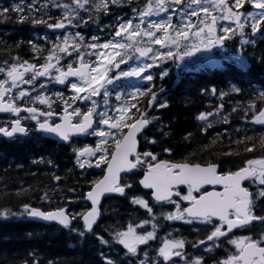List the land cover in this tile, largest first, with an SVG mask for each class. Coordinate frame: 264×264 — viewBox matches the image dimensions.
Instances as JSON below:
<instances>
[{
	"label": "snow or ice",
	"instance_id": "1",
	"mask_svg": "<svg viewBox=\"0 0 264 264\" xmlns=\"http://www.w3.org/2000/svg\"><path fill=\"white\" fill-rule=\"evenodd\" d=\"M36 2L13 3L0 9V17L7 20L11 18L9 13H15L17 22L31 19L32 24H45L49 29L67 26L77 31L71 36L65 31L61 34L63 39L58 36L55 41L43 37L52 45L43 49L47 55L29 40L31 50L41 53L33 57L34 62L13 56L11 62L5 61L0 66V113L9 116L0 126V136L14 141L17 135L26 136L34 130L66 144L73 143L72 137H94V144L72 147L73 162L76 168H96L103 175L90 181L88 190L78 197L91 205H82L80 212L69 213L65 207L43 211L24 203L20 212L0 209V217L27 216L55 221L74 233L80 244L98 242L101 264H208L204 255L188 252L189 242L175 236V228L160 235L173 222L193 226L191 231L197 236L190 242L192 249L199 251L202 247L203 253H212L223 245L228 246L223 256L212 259V264H264V230L255 236L251 234L256 225L264 229V135L251 145L247 143L253 141L251 136L237 140V144L245 145L246 153L254 152L257 143L262 151L256 157H243L239 165L227 170H222L216 162L201 163L190 155L175 159L172 148L165 146L161 139L147 135L150 127H155L161 137L169 136L165 130L167 125L160 122L157 126L160 117L148 112L153 107L168 106L152 90L155 74L149 69L160 68L166 61L179 65L185 58L213 48L227 50L226 41L238 43L235 53L230 52L221 59L242 71L249 69L250 60L264 66V50L256 52L258 38L264 42V0H147L142 6L126 0L132 17L124 19L115 14L112 21L104 23L101 31L108 29L109 38L103 42L96 35L87 40L79 29L88 27L89 22L100 27V14L109 15L110 4L125 6V0H110V3L109 0H71L70 3L51 0L52 7L61 10L55 23L32 15L39 11L35 8ZM41 8H48V4ZM152 17L160 19L152 20ZM130 62L134 63L127 70L121 69V65ZM159 75L163 80L168 72L161 68ZM133 77L150 83L134 86L127 93L109 87L116 81ZM51 83L70 90L69 95L59 91L51 93L62 102L58 112L52 108L56 101L44 91ZM21 85L30 86V90ZM250 87L253 96L246 102L237 100L231 112L243 110L244 118L251 114L248 123L264 127V90L256 94L255 86ZM202 91L206 94V90ZM113 92L115 104L110 103ZM211 92L215 95L216 89ZM231 93L243 95L244 89L232 85L228 92L221 90V103L196 116L201 122V133L217 122L229 123L230 114H224L222 101ZM146 95L149 96L147 109L142 110L138 105ZM22 120H31L34 129L22 125ZM192 135L189 132L184 139ZM141 138L160 151L139 150ZM232 154L231 151L223 153ZM48 164L51 166L52 161ZM53 179L59 181L61 177L53 175ZM112 194L127 200L134 211L142 209L146 216L130 212L126 223L117 216L113 223L97 231L103 216L102 197L111 198ZM40 199L50 198L45 192ZM73 221H77L75 226ZM237 232L249 234L237 235ZM28 255L33 258L21 264H39L33 252ZM47 264L56 262L48 260Z\"/></svg>",
	"mask_w": 264,
	"mask_h": 264
},
{
	"label": "trees",
	"instance_id": "2",
	"mask_svg": "<svg viewBox=\"0 0 264 264\" xmlns=\"http://www.w3.org/2000/svg\"><path fill=\"white\" fill-rule=\"evenodd\" d=\"M47 1L48 8L44 9L41 8L43 0H37L35 8L39 11L33 12L32 15L43 16L48 23H55V18L61 14L58 9L52 7L51 0ZM20 2L21 0H0V9L11 7L13 3ZM31 2L32 0H24L26 4ZM59 2L70 3L71 1L59 0ZM146 2L147 0H133V5L142 6ZM110 8L109 15L100 14V27L89 22L88 27L79 29L87 37V40H90L93 35L98 36L101 40L107 39L102 36V32L106 33L109 30L101 31V29L104 23L114 19L115 14H119L122 18H130L132 15L131 9L126 6V0L125 6H111L110 4ZM27 11L28 9H25V12ZM8 15L11 18L7 20L0 17V66H4L5 61L11 62L13 56L34 62L33 57L41 53H34L31 50V45L28 44L29 40L41 47L43 55H47L43 49L51 46L46 43L43 37L53 35L50 29L45 24H32L31 19L17 22L15 13ZM81 15L87 17L84 12H81ZM93 15L95 16V13ZM48 16H52L53 19H48ZM48 38L51 40L50 37ZM226 43L235 52L238 41L236 43L226 41ZM261 50H264V42L258 38L256 52L259 53ZM251 51L252 48L249 46L248 53ZM248 53L245 55L247 56ZM158 71L159 69L154 73L152 83L155 84V87L152 90L157 92L158 98L166 102L168 106L159 109L153 107L148 109V112L160 117V121L156 122L157 126L160 122L167 125L165 130L169 132V136L161 137L155 127H150L147 135L161 139L165 146L172 148L175 159H182L184 156L190 155V158L201 163L211 160L218 163L222 170H227L239 165L243 157H256L261 154L262 150L258 143L254 152L246 153L243 151L245 145L237 144L236 141L251 136L253 141L247 142L251 145V143L257 142L261 135H264V127L248 123L247 120H250L251 114L244 118L243 110L231 112V109L236 106L237 100L246 102L253 96L250 86H255L256 94L260 90H264V66L250 60L249 69L242 71L227 60H222L218 68L211 69L208 66L199 67L196 65L182 69L177 68L172 61L169 67L170 74L163 80L160 79ZM149 83L147 81L141 86H147ZM232 85L244 89V94L231 93L222 101L224 114H230L229 123L217 122L212 128L201 133V122L196 119V116L200 112L211 111L215 105L221 103L220 91L228 92ZM123 88L125 89V86ZM213 88L216 89L215 95L211 92ZM202 90H206V94ZM148 98V95L141 97L138 106L142 110L147 109ZM7 119L0 117V126H3ZM209 119L213 118L209 117ZM189 132L193 135L190 139L185 140L184 136ZM213 140L216 141L214 144ZM139 150L160 151L156 145L147 144L143 138L139 141ZM229 151L233 154L223 155ZM34 160L37 163H33ZM41 160H43L42 163L39 162ZM49 160L52 161L51 166L48 164ZM73 161L74 154L69 146L46 139L34 130L25 137L16 138L14 141L0 137V209L8 208L20 212L21 205L28 203L43 211H54L58 207H65L69 213L82 211V205L86 202L79 200L78 197L82 195L83 191L88 190L90 181L101 177L103 173L96 168L81 170L75 167ZM69 169L72 171L69 172ZM53 175H58L61 179L54 180ZM70 188L76 191H68ZM45 192L50 198L48 201L40 199ZM102 205L103 216L99 219L97 231H102L104 226L113 223L117 216L126 223L130 212L133 215L146 216L142 209L134 211L133 206L122 197L111 196V198H106ZM164 223L167 224V222ZM76 224L77 221H73V226ZM256 226H258V230ZM256 226L255 229L252 228L254 236L264 230L259 225ZM192 227V225L173 222L170 227L160 231V235L163 236L165 231L175 228L174 235L183 237L189 242L187 244L188 252L204 255L208 264H212L213 258L225 254L224 248L228 247L227 245L214 249L212 253H203L202 247L199 251L192 249L190 242L197 236V233L191 231ZM200 236H203V232L200 233ZM97 248L98 242L89 243L86 241L80 244L74 233H70L67 229L54 223L30 221L26 219V216H10L7 219L0 217V261H4V264H21L23 260H31L33 257L28 255L29 252H33L35 257L39 258V264H47L48 260H52L56 264H101Z\"/></svg>",
	"mask_w": 264,
	"mask_h": 264
},
{
	"label": "rangeland",
	"instance_id": "3",
	"mask_svg": "<svg viewBox=\"0 0 264 264\" xmlns=\"http://www.w3.org/2000/svg\"><path fill=\"white\" fill-rule=\"evenodd\" d=\"M43 4H48V1L47 0H43ZM58 12L61 14V10L58 9ZM131 17H132V15H131ZM124 19H127V18H124ZM151 19L152 20H158V19H160V17H152ZM191 19L193 21H195L196 18L192 17ZM173 22L174 23L177 22L175 17H174ZM65 31L71 36L77 31V29L66 26V28L61 33L57 34V32H51V33H55V35L53 34L52 36H48V37L51 38V41H55L58 36L61 39H63V36L61 34L63 32H65ZM102 36L104 38L108 39L109 38V32H106V33L102 32ZM85 38L87 39V37H85ZM105 40L106 39H103V40H101V42H103ZM48 45L52 46L51 43H49ZM230 52L231 53H235L228 46H227V50H223V51L221 49H219V48H213L210 52H199V53H196L193 57L185 58L184 60L179 62V65L175 64L174 62L173 63L175 64V66L177 68H182V69H186L189 66H196V65L199 66V67L208 66L211 69L212 68H218L221 65V61L224 60V59H221V57L228 55ZM210 57H213L214 59H209ZM91 59H94V57H91ZM171 62L172 61H166V62H164L163 64L160 65V68H155L154 67L152 69H149V71L152 72V73H156L157 70L159 69L158 73H160L161 68H163V69L167 70L168 75H169L170 74L169 67L171 65ZM133 63L134 62H130L129 65H121V69L127 70L128 67L131 66ZM146 82L147 81H138L137 78H134V77L133 78H125V79H122L121 81L114 82V85L109 86V87L110 88L114 87L116 91H120L122 93H127V92L133 91L134 90V86L140 85V84L146 83ZM55 85H57V84H55ZM125 85L127 86L126 89L123 88ZM21 88H29L30 89V86L21 85ZM67 90H68L67 91V95H69L70 94V90L68 88H67ZM112 97H115V92H113V94L111 96V99H110V102L115 104L116 101ZM100 98L102 99V97H97L96 99L100 100Z\"/></svg>",
	"mask_w": 264,
	"mask_h": 264
},
{
	"label": "flooded vegetation",
	"instance_id": "4",
	"mask_svg": "<svg viewBox=\"0 0 264 264\" xmlns=\"http://www.w3.org/2000/svg\"><path fill=\"white\" fill-rule=\"evenodd\" d=\"M41 80L43 82V78H41ZM44 91L51 96V99H53V100L56 101V103H54L52 105V108H53L54 111H57L58 112L60 110L59 106H60V104H62V102L59 101L54 95H51V93L56 92V91H59V92H62V93H64V94L67 95V91H68L67 88L64 87L63 85H60L59 86L58 84L55 85V83H51V84L48 85V87L46 89H44ZM113 98L115 99V97H113ZM100 100H102V99H100ZM36 106L37 107L44 108V106H40V105H36ZM21 115L22 116H27V113H21ZM6 118L9 119V116H6ZM53 119L55 120V119H57V117L54 116ZM21 123H22V125H24V126H26L28 128L34 129V123L31 120H22ZM72 141H73L72 144H66V143H61V144H64L66 146H69V148L72 149L73 146H83L84 144H94L95 143V138L94 137H72ZM257 227L258 226H256V229L258 230L259 228H257ZM253 229H255V227H253ZM240 234L247 235L249 233H246V232L245 233L237 232V235H240ZM251 234H252V229H251Z\"/></svg>",
	"mask_w": 264,
	"mask_h": 264
},
{
	"label": "water",
	"instance_id": "5",
	"mask_svg": "<svg viewBox=\"0 0 264 264\" xmlns=\"http://www.w3.org/2000/svg\"><path fill=\"white\" fill-rule=\"evenodd\" d=\"M52 30H54V29H52ZM0 115H7V114H4V113H0ZM17 136H19V135H17ZM44 136L45 137H47V138H50V139H54V140H58V141H60L57 137H54V136H51V135H45L44 134ZM3 137V136H2ZM19 137H22V136H19ZM5 138V137H4ZM5 139H8V138H5ZM138 147H139V144H138ZM103 175V174H102ZM112 196H116L115 194H112ZM117 197H119V196H117ZM106 198H104V197H102V202H103V200H105ZM89 206H91L90 205V203H88V202H86ZM26 219L27 220H31V221H37V222H47V223H56L55 221H44V220H41V219H38V218H29V217H27L26 216ZM57 224V223H56Z\"/></svg>",
	"mask_w": 264,
	"mask_h": 264
}]
</instances>
